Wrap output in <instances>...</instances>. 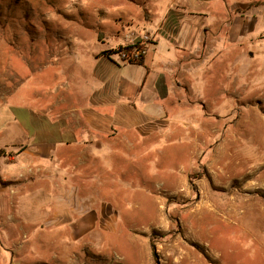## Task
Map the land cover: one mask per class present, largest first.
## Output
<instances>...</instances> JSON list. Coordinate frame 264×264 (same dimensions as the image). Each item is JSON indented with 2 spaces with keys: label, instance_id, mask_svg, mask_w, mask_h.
Masks as SVG:
<instances>
[{
  "label": "rangeland",
  "instance_id": "374dc122",
  "mask_svg": "<svg viewBox=\"0 0 264 264\" xmlns=\"http://www.w3.org/2000/svg\"><path fill=\"white\" fill-rule=\"evenodd\" d=\"M186 1L0 0V264H264V0L199 4L201 30L226 10L263 17L239 62L223 42L217 71L191 93L176 80L146 118L115 115L112 83L101 157L45 156L26 135L32 114L93 93L92 53L133 78L128 64L182 29Z\"/></svg>",
  "mask_w": 264,
  "mask_h": 264
},
{
  "label": "crops",
  "instance_id": "0c3cea01",
  "mask_svg": "<svg viewBox=\"0 0 264 264\" xmlns=\"http://www.w3.org/2000/svg\"><path fill=\"white\" fill-rule=\"evenodd\" d=\"M203 2L208 3L207 0H187L185 2L187 14L182 17L183 26L179 30L181 32L168 40L165 38L159 40L152 51L145 56L142 65L128 64L139 68L133 78L114 80L112 77L114 70L121 66H116L105 54L96 58L92 53L96 66L91 73L94 82L97 83V88L95 87L93 93L86 97L79 94V102L71 108V111L65 109L56 114H51V111L32 114L31 130L27 131L24 127L29 145L35 151L47 156L54 148L58 149V147L62 148L71 144L86 153L83 157L97 159L101 157L100 147L106 139H110L112 123L110 86L112 83L116 88L115 92L119 95V100L115 104V115L117 112L124 116L125 120H132L136 117L146 118L142 108L151 101L158 103L160 100H166L170 93L179 88L176 80L187 84L188 91L191 93L192 79L202 81L209 77L211 71H217L216 65L209 68V62H216L221 57L223 42L227 41L237 48L235 61L239 62L240 56L246 54L254 40L250 36L253 23L263 16H260L258 11L249 10L233 15L231 21L228 22L226 20L229 19V15L226 10L225 13L220 14L215 24L208 26V29L201 30L190 23L194 21L191 19L193 17L206 19L205 15L201 16V13H198L202 9L197 6ZM179 35L181 36L180 41L178 40ZM160 42H164L166 48H159ZM218 46L222 49L220 50ZM122 67L125 66L122 65ZM153 108L154 106L151 109ZM164 113L162 111L157 116ZM151 117L155 116H148V118ZM52 118H56L58 122H51ZM70 118L78 120L86 118L88 122H85L84 126H80L79 123L73 126L67 122Z\"/></svg>",
  "mask_w": 264,
  "mask_h": 264
},
{
  "label": "trees",
  "instance_id": "16d2710c",
  "mask_svg": "<svg viewBox=\"0 0 264 264\" xmlns=\"http://www.w3.org/2000/svg\"><path fill=\"white\" fill-rule=\"evenodd\" d=\"M143 56L139 58V60H135L134 62H130L131 64H136V65H142L143 64Z\"/></svg>",
  "mask_w": 264,
  "mask_h": 264
}]
</instances>
